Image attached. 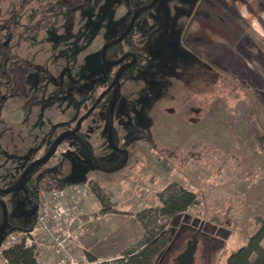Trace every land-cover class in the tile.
Segmentation results:
<instances>
[{"label":"rangeland","instance_id":"1","mask_svg":"<svg viewBox=\"0 0 264 264\" xmlns=\"http://www.w3.org/2000/svg\"><path fill=\"white\" fill-rule=\"evenodd\" d=\"M157 1L135 25L130 38L135 44L146 45L142 60L137 62L133 72L124 74L118 84L121 99L127 102V107L131 101H136L138 107L154 101L152 109L134 111V122L130 124L119 104H113L109 111L107 98L85 118L82 126L91 148L77 136H70L43 164L40 181L36 175L26 177V187L38 186V189L52 176L86 180L87 194L67 198V201L78 207V217L68 227L78 247H83L84 262L88 264H93L89 254L97 261H116L124 257L123 253L141 248L147 235L154 241L149 247L157 248L163 244L162 230L168 227L171 218L158 210V206L160 195L172 183L190 189L198 196V204L185 211L189 221L194 218L206 221L212 215L221 221L218 225L221 232H217L218 240H215L218 243L212 249L209 264H224L227 255L246 242L258 225L257 218L264 217V125L256 126L259 119L247 117L251 106L249 99L238 102L239 93L231 83V92L222 93V79L217 75L210 78V67L185 47L184 32L202 0ZM142 3V0H0V82L7 79L8 94L22 82V88L27 90L24 101L30 99L32 91L40 94L48 88L54 89L55 82L62 83V80L57 81L58 73L62 74L66 55L74 48L75 57L69 60V66H74V72L78 68L86 72L84 102L88 108L92 96L105 87L104 76L114 75L116 71L115 66L105 65L100 60V48L125 29L126 15ZM155 27H158L156 33H150V28ZM123 43L127 45L128 42ZM16 55L20 56L17 58ZM145 59H151V70L147 69V72L144 70L147 67L143 62ZM196 64L198 69H195ZM205 84L217 90L212 94L217 101L224 100L241 115L239 140L233 143L234 137L228 139L220 128L216 130L214 126L201 123L194 127L198 138H222L221 144L229 147L220 151L199 145L181 150L174 141L178 134L187 135L189 126L176 118L165 120V112H173L182 98L180 112L186 113L189 97L195 96L197 90L198 94L207 90ZM223 84L227 85V82ZM173 86H183L188 93L181 97V90L169 88ZM197 97L202 98V95ZM48 101L57 102V107L60 105V100L50 98ZM15 102V96L9 97L4 112L0 113L6 127L0 139V186L14 180L22 169L17 157ZM159 102L165 104V111L158 107ZM219 112L222 114L221 110ZM221 117L225 118L224 115ZM57 119L61 121L64 116ZM62 126L56 125L54 131L58 132ZM41 133L39 125L31 128L21 149L32 151ZM137 136H143L145 141L132 142ZM161 142L169 144L172 150L162 145L160 148ZM45 144L42 143L38 153ZM121 144L126 146V152L119 157L117 150L121 149ZM237 163L243 164L239 172ZM0 197L12 216H30L25 199L17 191L4 192ZM141 216L149 229L148 234L139 222ZM110 250H117L118 255H108ZM35 257L38 264H56L55 258L46 252L37 253ZM200 262L197 260L196 264H203ZM0 264L14 263L0 251Z\"/></svg>","mask_w":264,"mask_h":264},{"label":"crops","instance_id":"2","mask_svg":"<svg viewBox=\"0 0 264 264\" xmlns=\"http://www.w3.org/2000/svg\"><path fill=\"white\" fill-rule=\"evenodd\" d=\"M188 24L183 35L186 49L192 51L194 57H198L203 61V64L206 63L210 67V78L217 75L222 79V93L231 92L230 85L232 84L239 93L238 102L243 103V100L249 99L251 106L247 117L259 119L256 126H262V123L264 125V0H202L198 8L194 10ZM190 57L192 58L191 55ZM195 69H198V64L195 65ZM195 78L202 77L195 76ZM224 82H227V85H224ZM203 86L208 88L206 84ZM175 89L181 90V97L188 93L183 86H178ZM215 91L217 90L210 87L198 94L197 90L195 96L189 97V106H185L188 113L180 112L183 108L180 105L183 104L182 98L177 104L179 107H174L173 112H165V120L176 118L189 126V133L187 135L178 134L179 136L174 141V145L179 149L185 150L203 145L206 148L224 151L229 147L221 144L222 138L216 140L211 136L206 139L198 138L197 129L194 127L201 123L214 126L216 130L220 128V131L225 133L228 139L234 137L233 143L235 140H239L238 131L240 129L238 130V127L242 117L232 107L225 104L224 100L217 101V98L212 96ZM203 93L211 96L205 97ZM190 94H192L191 91ZM198 95H202V98L197 97ZM151 103L155 102H144L141 107L137 108V111L140 109L151 110L154 106ZM164 105L159 102L158 107L161 106L160 108L165 111ZM219 110L222 114L218 113ZM221 115H224L225 118ZM244 123H248V121ZM142 141H145L143 136L132 139V142L142 143ZM215 142L218 143L215 144ZM161 145L172 150L169 144L166 146L161 142L160 148ZM244 158L241 157V159ZM236 167L239 172L243 164L237 163ZM106 216L107 214H105ZM108 255L116 257L118 251L110 250Z\"/></svg>","mask_w":264,"mask_h":264},{"label":"trees","instance_id":"3","mask_svg":"<svg viewBox=\"0 0 264 264\" xmlns=\"http://www.w3.org/2000/svg\"><path fill=\"white\" fill-rule=\"evenodd\" d=\"M142 1L143 3L149 2V0ZM132 34L133 31L129 34L128 38H126L128 42L127 45H124L123 42H119L109 46L105 51L106 59L118 57L129 45H131L132 50L136 51L137 54L140 53L139 50H144L146 46L142 47L141 45L131 42L130 38ZM111 78L112 76H108L106 84ZM84 142L91 148L86 136ZM120 148H123V146H120ZM124 154V152H120L119 157H122ZM93 160L99 163V160L94 158ZM107 167L109 166L106 165V168ZM85 181V179L65 180L52 176V178L46 180L42 184V187H62L66 184H76V182ZM37 189L38 186L28 188L25 193L22 194L26 196L25 203L30 210V216L25 218L22 215H9L11 224L3 233L5 236L11 231L28 229L34 225L39 201ZM196 195L194 191L174 183L169 184L164 189L163 193L160 195L161 204L158 206V210L168 215L171 220L168 227L165 228L164 231L162 230V234L165 236V242L161 245H157V248L149 247L154 241L151 239V236L147 235L149 229L146 223H144V218L141 216L139 222L147 233L141 248H134L133 250L127 251L123 253L124 257L112 262L105 260L97 261V258L90 254L88 258L93 264H174V257L184 249L187 241H189V239H194V237H198L197 249L194 256L195 261L193 264H196L197 260L199 262L201 261L203 264H209V256L216 243H218V241L215 242V240H218L217 232L220 231L218 225L221 221L216 215L210 216V218L205 219L206 221H201L199 218L188 220L189 217H187L185 211L191 205L198 204V196ZM2 215L3 213L0 206V223L3 220ZM257 219L258 225L248 236L246 242L228 254L224 264H264V217H258ZM32 250L33 249L30 247H24L18 244L5 249L2 253L14 264H38Z\"/></svg>","mask_w":264,"mask_h":264},{"label":"flooded vegetation","instance_id":"4","mask_svg":"<svg viewBox=\"0 0 264 264\" xmlns=\"http://www.w3.org/2000/svg\"><path fill=\"white\" fill-rule=\"evenodd\" d=\"M150 1L151 0H149V2ZM149 2L142 3V5L146 4V3H149ZM150 9L151 8L146 9L145 11L140 13L139 18L135 22V25L141 20V18L143 16H145L147 14V12H149ZM135 10L136 9L131 10L130 13H128L126 15V17L124 19V22L126 23V26H124L125 28L127 27L128 22H129V20L131 18V15H132V13ZM135 25H133L134 27L131 30V32L134 31ZM124 30H122L118 34V37ZM157 30H158V27L150 28V33H152V32L156 33ZM129 34L127 35L126 38H128ZM126 38H124V40H122L121 42L125 41ZM67 45H69V44L67 43ZM144 46H146V45H144ZM102 47L100 48V51H101ZM107 49H108V47L106 48V50ZM142 50H139L140 53L137 54L136 51L132 50L131 45H129L127 47V49L124 50V52L121 53L118 57H120L124 53H128V54L124 57V59L120 63H118L116 65H110V64L104 63L102 58H101V52L100 51H99L100 52L99 53L100 54L99 57H100V60H102V62L105 65L115 66L116 67V71L114 73V75H115L116 72L123 65H125L127 62L133 60V54H135L137 56L136 62H133L132 66L129 69H127L123 74H121V78H122L124 74H126L128 72H133V70L135 69V67L138 64L137 62L142 60V56H141ZM71 51H73V52H71L70 55H66V60H65L66 63H65V65H63L64 69H63V71H60V72H62V74L58 73V76H60V77L57 78V81L58 80L59 81L62 80L61 85H60V82L58 84V82L56 83L54 80H52L56 84V88H54V89H49L48 88L46 91H42L40 94L38 92H36V91L35 92L32 91V95L31 94L29 95L30 99H26L24 101L25 97L27 98V92H26L27 90H26V87L22 88V85H21L22 82H20L21 84L16 86L15 87V91H13L10 94H8V91H7V85H6L7 84V81H6L7 79L4 78V80L2 81L4 83L0 82V113L1 114L4 112V109H5L4 108L5 107L4 104L7 101V99L9 97H12V96L14 97L15 96V100H16L15 103L16 104H14L15 105V116L14 117L16 118V124L18 125L16 129H17V138H18L17 142H19V149L17 150V152H18L17 153V157L19 158V164L21 162L20 166L22 168L19 171L18 175L14 178V180L9 181L6 184L0 186V189L19 184L20 180H21L20 177L22 176V173L26 169L27 165L30 164L31 162H33L34 160L42 157L46 152H48L51 149V147L54 145L55 139H57V137L61 133H63L64 131H67V130H71V129H73V127L75 128L80 116L83 113L86 112V110L94 103L93 101H95L97 99V97L104 90V88L109 86V83L113 79V77H114L113 75H109L108 74V75L104 76L105 84H106V81L108 79V76H112V78H111L110 81L107 82L105 87L102 88L96 96H92L91 100L89 101V103H90L89 107L86 108L85 102H84L85 101V97H86V90H85V88H86V77H85L86 76V72H84L80 68H78L77 71L74 72V66H69L70 65L69 64V60L72 57L73 58L75 57L74 56V48L71 49ZM19 53H20V51H19ZM18 56H20V55H16L17 58H18ZM118 57H114L112 59H107V61L108 60H114V59H116ZM150 60L151 59L143 60L144 63L145 62L147 63V67L145 66L146 69L144 68L145 71L147 69L151 70V65L149 64ZM5 67H6V61L4 63V67H3L4 68V71H3V76L4 77H5V73H6V68ZM16 67L18 68V67H20V65L19 66L16 65ZM157 75H158L159 78L161 77L160 76L161 74H157ZM53 77L56 78V75H53ZM155 79H157V77H155ZM119 82H120V80L111 88V90L107 93V95L103 98V100H101L100 104H98L96 108L101 107L104 104V102H105L104 100H106L108 98L109 99V104H110L109 111H112L111 109H112L113 104H119V106L121 108V111L124 110L125 115L129 119V121H127V123L131 124L132 121L134 122V117H135V112L134 111H137L138 104H137L136 101H131L130 102L131 103L130 107H129V105L127 107V102H125V100L121 99L122 96H121V94L119 92V87H118ZM175 87L176 86L169 87V88L173 89ZM54 92L55 93L58 92V94L53 95ZM50 98H52V100L55 99V101L60 100L59 107H57L58 103L55 102V101H53L55 103H48L49 102L48 100ZM119 100H121V101H119ZM54 112H55V114H53ZM120 113H123V112H120ZM51 114H53V115H51ZM60 116H64V119H61V121L59 119H57ZM55 117H56V119L52 120V118H55ZM131 118H132V120H131ZM84 121H85V119L82 121L81 125L78 126V129L76 130V132L68 133L65 136H63L62 139H60L61 141L58 144L57 149L54 151L53 155H55L57 153L56 151L59 150V145L61 144V142H63L64 139L69 138L70 136H73V137L77 136L78 139L82 140L83 143H84L85 132H84L83 127H82L83 124H84ZM4 125H5V119L4 118H0V139H1V136L5 132L4 129L6 127ZM35 125H39L41 127V132H42L41 133V137L39 139H37L38 142L35 144V146H34L32 151H31V149L30 150L21 149L23 147V141H25L26 137L30 136L29 132H30L31 128H33ZM56 125H58V126L63 125L62 126L63 128L61 130H58V132L57 131L55 132L54 131V129H55L54 127H56ZM43 142H45L46 144L43 147V149L38 153L37 151L39 150V148L41 147ZM121 146H123V148H121L120 150H117V148H116L115 150H117L118 153H120V152H124L125 153L126 152V149H125L126 146L124 144H122ZM47 161L42 162V163H40L38 165L37 164L33 165V167L31 168V170L29 172V174L26 177H29L31 175H36L37 179H38L37 181H40L41 180L40 176H42V173L40 172V170H41L43 164H45ZM5 174H4V177H5ZM7 175H10V173L7 172ZM25 181H26V178L24 179L23 184H22L21 187H19L18 189L13 190V191H17L18 194L24 199H25L26 196H23L22 194L25 193V191L28 188H33V186L32 187H26ZM2 193H4V191H0V194H2ZM0 199H2V198L0 197ZM0 206H1V204H0ZM26 207H27V205H26ZM1 209H2V207H1ZM27 210H29V209L27 208ZM2 213H3V211H2ZM9 215H11V214L8 213V215H7L8 216V223H7V226L4 227L5 228L4 232L7 230V227H9L10 224H11V219H10ZM2 218L4 220V216ZM25 218H27V217H25ZM3 220L0 223V226L3 223ZM4 232H2L0 234V236L1 235L5 236L3 234Z\"/></svg>","mask_w":264,"mask_h":264},{"label":"built area","instance_id":"5","mask_svg":"<svg viewBox=\"0 0 264 264\" xmlns=\"http://www.w3.org/2000/svg\"><path fill=\"white\" fill-rule=\"evenodd\" d=\"M87 182L38 189L39 201L31 228L14 230L0 242L1 253L14 245L32 248L34 254L46 252L56 264H88L83 247H78L69 225L78 217V207L68 199L87 194ZM87 189V190H86ZM68 198V199H67ZM90 264V263H89Z\"/></svg>","mask_w":264,"mask_h":264},{"label":"water","instance_id":"6","mask_svg":"<svg viewBox=\"0 0 264 264\" xmlns=\"http://www.w3.org/2000/svg\"><path fill=\"white\" fill-rule=\"evenodd\" d=\"M158 1L157 0H151L149 3L140 5L138 8H136V10L132 13L131 18L128 22L127 27L125 28V30L119 35V37H115L112 38L110 41H108L106 44L103 45L102 49H101V58L103 60L104 63L106 64H110V65H116L118 63H120L124 57L128 54V53H124L123 55H121L120 57L114 59V60H108L105 57V51L106 48L117 44L119 42H121L122 40H124V38L127 37V35L131 32V30L133 29V25H135L136 20L139 18L140 13H142L143 11H145L146 9L155 7L156 3ZM8 41H6L5 43H7ZM3 43V44H5ZM137 60V56L135 54H133V60L127 62L125 65H123L117 72L115 75H113V79L111 80V82L109 83V86H107L106 88H104V90L99 94V96L97 97V99L95 101H93L94 103L86 110L85 113H83L78 122L77 125L75 126V128L73 127V129L71 130H67L64 131L63 133H61L57 139H55L54 145L51 147V149L46 152L42 157L34 160L33 162H31L30 164L27 165L26 169L24 170V172L22 173V176L20 177V183L14 186H10V187H6L3 189H0V191H4V192H11L15 189H18L19 187L22 186L24 179L26 178V176L29 174L31 168L33 167V165H38L42 162L47 161L53 154L54 151L57 149L58 144L60 143V139L63 138V136H65L68 133H74L76 132V130L78 129V126L81 125L82 121L88 116L90 115V113H92L94 111V109L97 107L98 104H100L101 100H103V98L107 95V93L111 90V88L120 80L121 78V74H123L127 69H129L133 62H136ZM5 201L0 199V204L2 207V211H3V216H4V220L2 225L0 226V234L2 232H4L5 228L7 226L8 223V208H7V204L4 203ZM4 236H1L0 240L3 238ZM197 244H198V237H194V239H189V241H187V245L185 247V249H183L181 252H179L175 258V263L174 264H193L195 261V252L197 249Z\"/></svg>","mask_w":264,"mask_h":264}]
</instances>
